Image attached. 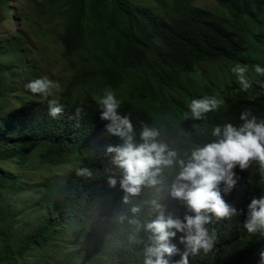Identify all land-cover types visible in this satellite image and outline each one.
Masks as SVG:
<instances>
[{"label": "trees", "instance_id": "16d2710c", "mask_svg": "<svg viewBox=\"0 0 264 264\" xmlns=\"http://www.w3.org/2000/svg\"><path fill=\"white\" fill-rule=\"evenodd\" d=\"M8 1L0 0V160L28 164L37 152L40 164L75 165L65 175L38 182L8 174L0 165V264H143L150 242L143 225L155 217L148 201L159 198L167 211L181 217L185 212L183 201L168 194L170 172L178 168L163 171L159 192L141 186L124 203L121 169L106 152L120 140L105 134L106 121L99 118L95 96L73 93L67 86L57 97L64 110L52 118L47 100L24 87L45 76L40 61L33 60L42 49L39 40L50 39L60 57L74 66L71 85L101 78L105 86L114 87L113 77L129 78L140 93L120 99L118 111L131 119L137 140L141 124H148L159 130L160 141L184 158L195 145L215 139L210 135L213 125L239 124L243 110L264 119V88L256 83L264 76L250 72L253 82L246 92L233 93L222 86L212 90L204 81L201 91L188 90L190 100L215 96L222 104L181 130L168 120H157V108L151 109L158 102L166 104V96L158 100L163 88L180 83L182 77L203 76V64L232 60L250 68L255 64L249 54L252 46L264 56V29L256 31L250 25L264 15V0H215L224 10L196 5L197 0H47L53 21L43 15L45 4H39L36 14L24 16L12 6L17 28L4 32ZM23 24L30 28L23 29ZM77 107L82 109L79 118L74 115ZM81 167L91 175L78 176L76 169ZM234 172L237 183L227 193L222 190V196L238 214L213 218V249L190 255L189 264L259 262L264 237L247 233L242 224L250 200L264 195V172L255 160ZM109 177L117 180L115 186H109ZM132 206L139 210L131 212ZM173 242L183 250L176 238ZM179 258L177 253L170 262Z\"/></svg>", "mask_w": 264, "mask_h": 264}, {"label": "clouds", "instance_id": "9594fccd", "mask_svg": "<svg viewBox=\"0 0 264 264\" xmlns=\"http://www.w3.org/2000/svg\"><path fill=\"white\" fill-rule=\"evenodd\" d=\"M252 71L264 76V67L258 64L252 65ZM230 72L235 76L239 91L246 92L253 82L247 75L248 67L236 63L231 66ZM256 83L264 88V80ZM24 87L47 100L50 117L55 118L63 112V105L53 97L59 85L47 76L31 80ZM94 100L99 118L106 121L105 134L120 140L116 145H108L106 152L113 154L112 163L121 169L119 185L125 193L124 203L129 202L130 196L137 195L141 186L155 188L159 192L157 186L161 184L163 171L174 166L178 168L174 174L170 172L168 194L183 201L185 212L181 217L167 211L159 198L148 201L155 217L143 225L144 231L150 233V242L144 248L143 264H189L190 255L212 250L216 234L209 225L213 218H231L238 214L237 208L222 196V190L227 193L237 183L234 169H246L250 161L255 160L264 172V119H258L250 110H243L239 114V124L225 122L213 125L210 135L215 139L195 145L184 158H180L174 149L158 139L159 130L148 124H141L137 140L133 123L128 115L118 111L120 101L112 90H103ZM221 104L222 101L215 96L192 98L187 102V111L183 115L200 120ZM81 111L80 107L75 108L74 115L79 118ZM76 174L91 175L86 167L77 168ZM116 183L115 178H108L110 187ZM138 210V206L130 209L133 213ZM242 227L249 234L258 233L264 237V195L252 198L247 204ZM173 238L183 245L182 251ZM129 239L135 240L136 237L130 236ZM177 253L179 260L170 262V258ZM258 264H264V249L259 252Z\"/></svg>", "mask_w": 264, "mask_h": 264}, {"label": "rangeland", "instance_id": "374dc122", "mask_svg": "<svg viewBox=\"0 0 264 264\" xmlns=\"http://www.w3.org/2000/svg\"><path fill=\"white\" fill-rule=\"evenodd\" d=\"M47 0H10L7 3V19L2 25V31L4 32H15L17 28V22L13 15L12 6H16L19 14L24 16L26 13L36 14L39 4H45L43 15L47 18V21H53L52 13L49 8ZM196 5H201L213 10H224V7L220 6L215 0H197ZM20 21L22 22V17ZM250 25L254 30L264 29V15L259 17V20L251 22ZM23 29L28 30L30 26L23 24ZM49 42V43H47ZM41 51L33 55V60L40 61L41 69L45 76L53 80L59 85V90H54L53 97L57 99L59 94L69 86L73 93L84 95L91 94L98 96L102 94L103 90L108 89L117 94V98L128 99L135 97L140 92L132 86L128 81L129 78L122 76H115L111 79L114 87H107L104 85V81L101 78L95 81L84 82L83 84H70V80L74 73V66L68 61L60 57V49L58 46H52L46 39L39 40ZM256 43V42H255ZM250 59L255 64L264 67V56L258 54L255 48L252 46L250 49ZM237 61L226 60L222 64H203L204 75H192L191 79H185L182 77L180 83L172 84L160 90L158 92V100L163 102L161 96H166L165 103L155 104L151 109L157 108V111H153V115L157 120H168L172 125L181 130V126L187 122H192L193 118L184 116L183 113L187 111L186 104L190 101L188 90L190 91H201L203 81L207 82L208 85L214 90L219 86L227 89L233 93L238 92L239 88L234 83L236 82L235 76L230 72L232 65L236 64ZM248 72L255 76L256 74L252 71V67H248ZM233 79V80H232ZM130 80V79H129ZM227 85V86H226ZM159 104V106H158ZM158 106V107H157ZM2 169L8 174H14L20 176V178L26 182H38L40 179L55 174L65 175L72 170L75 164L65 163L59 165H53L49 163L40 164L37 157V152L32 154L28 164H22L15 159L0 160Z\"/></svg>", "mask_w": 264, "mask_h": 264}]
</instances>
